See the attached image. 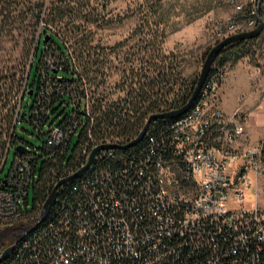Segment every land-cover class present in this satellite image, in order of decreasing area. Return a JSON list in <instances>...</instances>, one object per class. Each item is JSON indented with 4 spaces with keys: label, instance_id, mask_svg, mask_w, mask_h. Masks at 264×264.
<instances>
[{
    "label": "built area",
    "instance_id": "2783aa9c",
    "mask_svg": "<svg viewBox=\"0 0 264 264\" xmlns=\"http://www.w3.org/2000/svg\"><path fill=\"white\" fill-rule=\"evenodd\" d=\"M259 15L264 20V0L236 2L234 13L218 30L219 39L257 27ZM261 36L264 38V27L252 40ZM48 47L41 75L49 77L51 83L38 91L40 96H45V89L49 94L61 89L65 78L68 79L58 73L61 60ZM262 49L264 52V39ZM150 60L145 61L147 74H151ZM229 68L228 64H212L198 99L185 114L170 122V137L165 144H170L172 154L148 159L141 172L146 176L144 182L132 184L136 194L129 196L128 188L118 193L110 171L106 170L104 174L109 182L99 181L89 200L71 205L73 215L68 213L59 223L50 221L47 226H38L43 209L39 206L42 209L20 234L26 236L20 238L15 260L9 264L161 263L168 258L169 252L165 250L172 237L183 236L189 246L194 243L198 249L210 242L218 248V234L209 238L203 232L209 226L216 227L220 236L240 243V249L231 245L223 254L214 250L196 264H264V205L246 204L251 174L264 172V135L257 142L247 144L244 150L235 148V140L244 136L246 130L243 113L228 116L220 105V86ZM253 73L261 75L263 67H255ZM70 91L76 99V93ZM90 95L88 92L73 101L77 104L68 114V122L79 125L86 120L85 113H91L94 102ZM47 113H50L48 109ZM67 137L63 125L52 124L45 144L59 146ZM104 140L110 142L112 138ZM151 141L156 142L154 137ZM26 148L18 151L9 175L0 178L4 182L0 185V223L5 217H19L30 210L27 159L32 153ZM105 154H96L95 158L102 159ZM108 154L113 156V149H108ZM238 158H244L243 162L236 164ZM227 237L221 238L223 242ZM46 240L45 247H39ZM45 251H48L46 257ZM151 253L155 255L154 261L148 257Z\"/></svg>",
    "mask_w": 264,
    "mask_h": 264
},
{
    "label": "trees",
    "instance_id": "16d2710c",
    "mask_svg": "<svg viewBox=\"0 0 264 264\" xmlns=\"http://www.w3.org/2000/svg\"><path fill=\"white\" fill-rule=\"evenodd\" d=\"M90 1L91 0H0V35L3 29H5L4 27L8 26L9 21L15 17L14 13H16V11H21L24 8H38L39 10L32 16L35 23H39L43 19L48 20L50 23H55L56 21L62 22L65 18H69V21L74 22L77 17H81V15H77V13H81L83 7L89 4ZM43 9H47L49 12L46 13ZM71 22H66L63 29L60 31H54L47 25L42 26V31L38 34L37 40L34 43L31 65L21 76L13 77L11 78L12 80H9V74L6 68H0V111L3 108H7V112H4L3 115L6 123L5 137H8V139L4 141L3 136L0 134V172L4 169L11 148L14 146L15 150L18 143H23L24 146H26L24 141H17L15 128L18 120L23 119L25 115L23 114L24 112H22V107L30 89H33V93L29 95L32 96L34 94V97L29 112V121L38 132L44 136L39 148L45 158L39 167V158L42 155H38L36 152L26 148V150L32 153V156L27 159L30 167L27 190L30 191L31 186H33L35 197L32 210H25V214L28 212H39V210L42 209H40L39 206H43L44 209V203L54 186L61 179L73 174L85 165L94 147L102 143L111 142L118 143L120 146L99 148L96 154L106 153L102 159L94 157L92 163L87 168L59 184L57 187L56 200L46 214L41 213L42 217L38 226L42 224L47 226L50 221L59 223L68 213L73 215L74 210L71 209V205L77 206V204H84L88 201L91 197V192L96 186L99 187V185H97L99 181L102 184L109 182L108 176L104 174L106 170L110 171V177L113 178L112 183L116 186L117 191H119L118 193L128 188L129 196L136 194L137 191L133 193L134 189L132 184L144 182L146 176L141 172L148 159L152 156L157 157L161 154L166 156L172 154L170 144H165V142L169 141L170 122L176 117L154 118L149 123L146 132L138 142L129 146H123V144L130 142L138 136L150 114L183 105L192 94L197 81V79L191 82L185 81L180 85L179 91H177L175 85L179 82V73L176 72L175 67H173L174 65H171L170 68H167V66H157L153 61V59H155L154 56H147L148 60L151 59V74H147L148 72L143 73L140 68L141 74L137 71L138 68L134 67L131 70V74H123L121 78L116 80L122 83L131 79L134 81L137 80V83H139L138 88H130L124 100L117 101L112 99L111 92H106L105 94L101 93L100 96L94 95L91 113H85L86 120L83 123H79V125L68 122L70 118L68 114L74 110L77 104L73 101L91 92L87 87L86 78L88 77L90 82L96 81L97 76L103 73L101 65L102 63L104 64V62H101V57H103L102 54L93 51L86 55L85 45L87 34L85 32L82 33L80 25ZM47 34L50 36L48 40L45 41L44 36ZM64 37H68L73 41V49L66 43ZM42 38L44 40V48L34 77L31 79L34 59L37 55ZM249 39L251 40L252 38L240 39L221 48L219 52L216 53L213 64H226L234 52L232 49L238 45H244ZM46 47L61 60L60 63L62 65L59 71H68L70 76L68 79L65 78L61 85V89H56L51 94H49V90L46 91L45 89L43 92L45 96H40L38 91L44 86H47L48 82L51 83L49 77L43 78L41 75V71L43 70L42 66L44 64L43 57L47 50ZM238 55L239 54H236L234 57L236 58ZM210 70L202 87L204 86ZM70 89L76 93V99L70 94ZM94 92L95 90L92 91V93ZM172 93H174V97L171 101L169 94ZM198 96L195 101L198 99ZM65 97H67L68 100L64 99ZM58 101L59 104L55 106V103ZM70 102L74 103V107L69 112H66L61 119H57L59 115L56 117L53 116L60 106L69 104ZM76 108L78 111V106ZM47 109L50 111L49 114L47 113ZM52 124L63 125L68 134L63 144L59 146H47L45 144L46 137L50 132V126ZM45 126H47V130H45ZM76 133H78L79 139L73 148L71 156L67 157L72 146L73 137ZM151 137H154L156 140L154 144L151 141ZM106 138H112V141L107 142L104 140ZM153 146L155 150H152ZM108 149H113V156L108 154ZM23 150H25V147ZM18 154V150H16L10 170ZM38 169L39 173L37 174ZM10 170L6 176L9 175ZM2 184H4V182L0 183V185ZM89 216L90 214L88 217ZM46 232L48 235L50 229L47 228ZM203 232L207 233L206 235L209 236V238L211 235L217 236L218 234L220 237H218V248L215 243L210 242V244H203V246L198 249L197 244L192 243V245L189 246L188 241L185 240L183 236H176L174 238H169V240H171V242L168 243L170 246L165 250L169 252L168 258L164 262H155L154 264H196L195 262L202 261L206 254L213 253L214 250L224 253V251L229 250L231 245L240 249V243H236L234 240L233 242L230 241L229 237L225 235L220 236L216 227L209 226L208 228H203ZM25 236L20 235L15 240V246L11 254L1 260L0 264H9L11 261L13 262L15 260L14 252L16 247ZM223 237H227L225 242L221 239ZM49 240H51L50 237ZM47 242L48 240L45 242L42 241L39 247L43 249ZM46 253H48V251L43 252L44 255L41 253V255L46 257ZM148 257L152 261L155 259V255L152 253L149 254ZM77 264H82V262L79 261ZM139 264H145V262H139Z\"/></svg>",
    "mask_w": 264,
    "mask_h": 264
},
{
    "label": "rangeland",
    "instance_id": "374dc122",
    "mask_svg": "<svg viewBox=\"0 0 264 264\" xmlns=\"http://www.w3.org/2000/svg\"><path fill=\"white\" fill-rule=\"evenodd\" d=\"M238 1L243 0H91L83 7L81 13H77L81 17H77L74 22L65 18L62 22L56 21L55 23H50L46 19L35 23L32 16L39 9L24 8L14 13L15 17L9 21L8 26L4 27L0 35V68H6L9 80L21 76L31 65L34 43L42 31V26L47 25L54 31H60L66 22H71L80 25L82 33L87 34L86 55L93 51L103 55L101 57V62H104L101 65L103 73L98 75L97 80L93 82H90L88 77L86 78L91 97L111 92L112 99L124 100L130 88H138L139 83L131 79L122 83L116 80L123 74H131L134 67L138 68L137 71L141 74L145 73L147 56H154L153 61L157 66L170 68L174 65L176 72L179 73V82L174 85L179 91L180 85L185 81L191 82L197 79L207 52L220 40L217 34L219 28L228 22L235 11V3ZM43 11L49 12L47 9ZM64 38L73 49V41L68 37ZM263 39L261 36L233 48L234 52L226 63L230 67L229 70L233 68L243 70L247 81L255 85L264 83ZM43 48L42 38L34 59L31 79L36 72ZM236 54L239 55L235 58ZM257 66L263 67L261 75L253 73ZM58 73L66 77L70 76V73L65 70H60ZM93 90H95L94 93H92ZM172 96L174 93L169 94V97ZM33 97L34 94L26 96L22 107V112L26 113L23 119L17 122L15 136L17 141L26 143L27 149L42 155L39 147L44 136L29 121ZM64 99L68 100L67 97ZM58 104L59 101L55 103V106ZM73 107V102L63 104L53 116L59 115L57 117L59 120ZM4 112H7V108L0 111V134L6 141L8 137H5ZM261 114L264 118V101ZM78 139L79 136L76 133L67 157L71 156ZM14 158L13 146L4 169L0 172V178L8 174ZM44 158L45 156H40L39 167ZM251 179L252 184L246 192V204L248 207L256 203L264 205V172H253ZM34 197V188L31 186L28 204L30 210L34 205ZM22 204L24 206V202ZM37 215L38 212H28L19 217L2 219L0 253L9 244L15 242Z\"/></svg>",
    "mask_w": 264,
    "mask_h": 264
},
{
    "label": "crops",
    "instance_id": "0c3cea01",
    "mask_svg": "<svg viewBox=\"0 0 264 264\" xmlns=\"http://www.w3.org/2000/svg\"><path fill=\"white\" fill-rule=\"evenodd\" d=\"M220 105L223 112L232 116L236 112L244 114L246 133L238 137L234 146L237 150H244L245 146L255 143L264 135V118L261 114L264 101V83L255 85L245 78V72L230 69L220 86ZM244 158H238L236 164L242 163ZM248 190V188H247Z\"/></svg>",
    "mask_w": 264,
    "mask_h": 264
},
{
    "label": "water",
    "instance_id": "95a60500",
    "mask_svg": "<svg viewBox=\"0 0 264 264\" xmlns=\"http://www.w3.org/2000/svg\"><path fill=\"white\" fill-rule=\"evenodd\" d=\"M262 0H260L261 2ZM264 27V20L262 18L261 15H259V24L257 25V27L251 29V30H244V31H240V32H236V33H232L229 34L227 36H225L224 38L220 39L216 44H214L212 46V48L207 52L206 57L204 59V62L201 66V70L200 73L197 77V81L196 84L193 88L192 94L190 95V97L187 99V101L181 105L180 107L177 108H173V109H169V110H164V111H159V112H154L152 114H150V116L148 117L145 125L143 126V128L141 129V131L139 132L138 136L135 137L133 140H131L130 142L123 144V146H129L131 144H134L136 142H138L144 135V133L147 130V127L149 125V123L157 117H177L180 116L181 114H183L184 112H186L194 103L196 97L198 96L200 89L203 85V82L213 64L214 61V57L216 55L217 52H219V50L227 45H229L230 43L240 40V39H248V38H254L257 37L261 34L262 30ZM49 34L44 36V40L47 41L49 38ZM54 71L56 72L57 69H54ZM33 93V89L29 90V94ZM25 114V112L23 113ZM112 146H120V144L118 143H102L99 144L98 146L94 147L93 150L91 151L89 158L87 160V162L85 163V165H83L79 170H77L76 172H74L73 174L61 179L53 188V190L51 191V193L49 194V196L47 197L45 203H44V209L42 211V214H46L51 206L54 204L56 197H57V187L59 184H61L62 182H65L66 180H68L69 178L73 177L74 175L78 174L80 171L84 170L85 168H87L93 161L96 152L99 148H103V147H112ZM24 144L23 143H18L15 147V151H22L24 149ZM1 183V180H0ZM15 246V242L9 244L7 247H5L1 253H0V261L3 260L4 258L8 257L13 248Z\"/></svg>",
    "mask_w": 264,
    "mask_h": 264
}]
</instances>
